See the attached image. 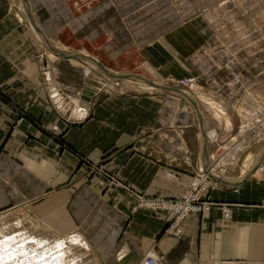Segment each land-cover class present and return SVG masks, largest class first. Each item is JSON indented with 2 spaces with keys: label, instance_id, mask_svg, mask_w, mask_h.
I'll return each mask as SVG.
<instances>
[{
  "label": "crops",
  "instance_id": "1",
  "mask_svg": "<svg viewBox=\"0 0 264 264\" xmlns=\"http://www.w3.org/2000/svg\"><path fill=\"white\" fill-rule=\"evenodd\" d=\"M27 1L59 50L159 84L194 75L225 125L246 87L264 84V0ZM46 50L22 0H0V211L30 204L60 235L81 232L101 264H140L150 247L160 264H264V177L210 179L205 196L230 216L220 204L191 211L180 232L169 208L142 202L183 192L210 162L186 96ZM203 123L220 130L210 114ZM76 150L101 170L85 174Z\"/></svg>",
  "mask_w": 264,
  "mask_h": 264
},
{
  "label": "rangeland",
  "instance_id": "2",
  "mask_svg": "<svg viewBox=\"0 0 264 264\" xmlns=\"http://www.w3.org/2000/svg\"><path fill=\"white\" fill-rule=\"evenodd\" d=\"M42 41L44 44V51H47L46 49H48V47L43 39ZM63 45L66 48V45L65 44ZM92 50L93 48H91V50L86 48L84 52H88ZM237 75L238 74H234V76L230 79V81L239 78ZM188 76H193L194 79H196L194 75H184L180 77L167 76L165 78V82L177 88H180L181 90L186 92V94H188L192 98H195L197 101L201 102L202 109L204 107V109H206L205 111L207 110L210 111V113L208 111L207 112L204 111L205 112L204 114H210L214 116V120L220 126V130H216L215 128L213 129L209 128L210 130H213L218 134V138L216 140L214 139L212 141H208L210 142L209 154L211 157L210 163L212 162L211 165L217 164L218 166L215 167V169H217V172L219 174L223 172V175H225L227 178H229V176L226 174L228 172H238L239 170H241L240 171V175H241L245 169L251 168L253 166V164L255 163V161L259 156L261 149L264 146V84L261 86L256 85L252 87H246L247 89L245 88L246 93L244 92V96L242 97V99L240 98L238 100L239 102H236L231 109L226 110V114L230 118L231 124L225 125L226 121H224L222 118L223 114L221 113L219 116L218 114L214 113L215 104L209 105L211 103L210 102L207 103V101L204 100V98L201 96L203 95V92L206 91V89L203 85H201L198 82L197 79H196V83H197L196 90H194L195 87L194 81L190 85L183 84L181 80ZM252 77L254 78V76ZM52 90L55 100L58 101V103L57 102L56 103L62 105L63 102L61 101L63 98H61V94L59 93V90L55 88H53ZM71 111L75 115H79L82 113V111L79 113L75 112V105L73 106ZM56 127H57L56 125L53 126V128ZM221 146L227 147L225 151L220 150ZM73 154L79 160L80 164L84 167L85 174H94L96 172H99V170H101V166L97 161L91 160L90 158L83 155L81 152L77 150L73 151ZM225 154H227L229 158L225 156ZM223 157H224V161H222ZM263 165H264V160L260 166ZM200 170L205 171L204 168L195 171V173L192 175L190 183L194 178V176L196 175V173ZM258 170L260 171V175H261L260 177L263 178L264 171L261 169V167ZM240 175L234 178L236 179L241 178ZM190 183L189 186L179 194H183L188 188H190ZM207 190H208V186L203 192V198L205 200L212 201L209 198H207V196H205ZM179 194H176L173 197L168 198L167 200L169 199L174 200L176 196ZM212 205L213 204H211L210 207ZM210 207L207 210H209ZM205 211H200V212H205ZM7 218L8 219L14 218L13 222L15 223H16L15 221L16 219L17 221L21 222L20 224L21 226L15 227L17 228V230L27 231L36 238L42 239L44 242L50 244H55L57 241L60 240L66 243V240L68 239L67 237L69 236V235H60L61 232H57L53 230L51 226L47 224V222H45L43 219H41L40 217L34 214L31 205L27 203L14 205L1 210L0 222H2L3 219L5 220ZM168 221L169 224L167 227L169 229L171 222L169 219V213H168ZM65 233L62 232V234ZM67 245H69V243L68 244L66 243V246ZM65 259H67L68 261H66ZM74 259L75 260L77 259L76 261L81 262V264H101L90 245L89 248L85 251L84 250L80 251L77 246H75V248L73 247L72 252L68 253L67 256H64V263L72 264L75 261Z\"/></svg>",
  "mask_w": 264,
  "mask_h": 264
},
{
  "label": "bare ground",
  "instance_id": "3",
  "mask_svg": "<svg viewBox=\"0 0 264 264\" xmlns=\"http://www.w3.org/2000/svg\"><path fill=\"white\" fill-rule=\"evenodd\" d=\"M22 4L24 6L23 1H22ZM53 47H55V46L53 45ZM48 50H50V48H48ZM50 51L53 54H55L56 56H60V55L54 53L52 50H50ZM70 58L73 60L76 59L73 56H70ZM98 67H100V66H98ZM102 70H104V69H102ZM136 80H141L140 82H142V79H140V78H136ZM142 83L149 84V85H151L152 88L159 86V85L153 84V83H147V82H142ZM194 84H195L194 90H196L197 89L196 79H194ZM146 88H147V86H146ZM182 92H184V91L182 90ZM184 93L186 94V92H184ZM201 96L206 100L212 99V101H211L212 104L216 105V106L214 105V113L218 114L219 116L221 113L223 114L224 111L222 108H224V110H225V107H221V105H219L217 103L216 96H214L212 93H210L208 91H204L203 95H201ZM195 102L197 104V108H198L200 114L202 115V118H204L205 112L202 109L200 102H198L197 100H195ZM204 122H206V121H204ZM204 127H205V125H204ZM204 131H205V137H206L207 141H212L214 139L216 140L218 138V134L215 131L210 130V129L206 130V128H204ZM226 148L227 147H225V146H221L220 150L225 151ZM225 156H227V154H225ZM207 160H208V157H207ZM263 160H264V149L262 151H260L259 156H258L257 160L255 161L256 165L253 169H252V167L245 169L242 172V174L240 175L241 178H238V179L228 178V179L233 180L232 183H238L241 179L243 180V178H247L251 175L260 177L261 175H260V171L258 169L261 167L260 165L263 163ZM222 161H224V157H223ZM207 165H208L207 170H206L207 175L209 177H211V179H212V175L227 178L225 175H223V172H221V174H219L217 172V169H215V167L218 166L217 164L210 166V162H208ZM13 220H14V218H9V219L7 218L5 220L3 219L2 222H0L1 223L0 224V264H65L64 263V256H67L68 253L72 252L73 247L75 248V246H77L80 251H82V250L85 251L89 248L88 242L79 233L78 234L72 233L67 237L68 239L66 240V243L67 244L69 243V245H67V246H66V243H64V241H61V240L57 241V242L55 241L56 242L55 244H50V243L44 242L42 239L36 238L35 236H33L32 234H30L27 231L17 230V228H15V227L21 226L20 225L21 222L17 221V219H16L15 220L16 223H15V222H13ZM20 229H21V227H20ZM65 260L68 261L67 259H65ZM76 260L72 264H81V262H77ZM69 261H70V259H69Z\"/></svg>",
  "mask_w": 264,
  "mask_h": 264
},
{
  "label": "built area",
  "instance_id": "4",
  "mask_svg": "<svg viewBox=\"0 0 264 264\" xmlns=\"http://www.w3.org/2000/svg\"><path fill=\"white\" fill-rule=\"evenodd\" d=\"M183 84L190 85L194 81L193 76L185 77L181 80ZM190 87V86H188ZM211 178L207 175V171L200 170L196 173L188 188L183 194L176 196L174 200L167 199H143V203L153 204L160 207L169 208L170 229L180 232L178 226L179 220L191 211H205L211 204H220L223 214L230 216V208L226 203H217L203 198V192L208 186ZM140 264H160L159 258L154 250L150 247L144 251Z\"/></svg>",
  "mask_w": 264,
  "mask_h": 264
},
{
  "label": "water",
  "instance_id": "5",
  "mask_svg": "<svg viewBox=\"0 0 264 264\" xmlns=\"http://www.w3.org/2000/svg\"><path fill=\"white\" fill-rule=\"evenodd\" d=\"M23 3H24V11L26 13V16L28 17V19L32 22V24L35 26L37 32L39 33L40 37L44 40L45 44L47 45L48 48H50V50H52L54 53L58 54V55H63V56H73V57H82V58H86V59H89V60H92L94 61L95 63L97 62V64L102 68L104 69L107 73H109L110 75L112 76H124V77H134V78H140L142 80H145L149 83H153V84H157L159 86H165V87H168V88H171V89H175V90H178L181 92V94H183L184 96H186L191 102L192 104L196 107V111H197V114L200 118V122H201V126H202V131H201V134H202V147H203V152H204V156L206 155V145H207V140H206V137H205V131H204V123H203V118H202V115L200 114L198 108H197V104L194 100V98H192L191 96H189L188 94H185L184 92H182V90L180 88H177L171 84H158L156 82H153L151 80H148L142 76H139L137 74H133V73H124V72H113L111 70H109L108 68H106L105 66H102L100 64V62H98L97 60H95L94 58H92L91 56L87 55V54H84V53H81V52H70V51H64V50H59V49H56L55 47H53V45L47 40L46 36L44 35V33L42 32V30L40 29V27L36 24V22L34 21L31 13H30V9H29V6H28V1L27 0H22ZM86 93H91L92 90L91 89H85ZM264 149V146L262 148V150ZM261 150V151H262ZM206 162V161H205ZM204 162V169L207 170V162L205 163ZM256 163L253 164L252 166V169L255 167ZM212 178L216 181H219V182H222V183H232L233 180L231 179H228V178H225V177H220V176H214L212 175Z\"/></svg>",
  "mask_w": 264,
  "mask_h": 264
}]
</instances>
